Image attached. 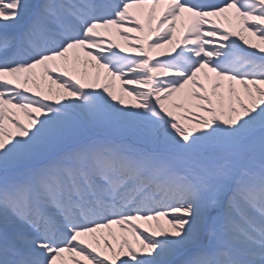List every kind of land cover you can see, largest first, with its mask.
I'll return each instance as SVG.
<instances>
[{"label":"snow or ice","instance_id":"1","mask_svg":"<svg viewBox=\"0 0 264 264\" xmlns=\"http://www.w3.org/2000/svg\"><path fill=\"white\" fill-rule=\"evenodd\" d=\"M0 264H264V0H0Z\"/></svg>","mask_w":264,"mask_h":264},{"label":"rangeland","instance_id":"2","mask_svg":"<svg viewBox=\"0 0 264 264\" xmlns=\"http://www.w3.org/2000/svg\"><path fill=\"white\" fill-rule=\"evenodd\" d=\"M117 43L123 44V41L120 39V37L113 35L112 37ZM178 51V49H177Z\"/></svg>","mask_w":264,"mask_h":264}]
</instances>
